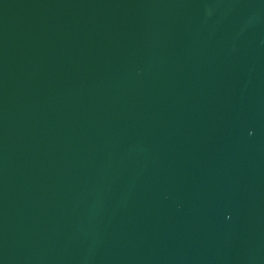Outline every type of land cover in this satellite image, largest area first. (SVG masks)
I'll return each instance as SVG.
<instances>
[{
	"label": "water",
	"instance_id": "95a60500",
	"mask_svg": "<svg viewBox=\"0 0 264 264\" xmlns=\"http://www.w3.org/2000/svg\"><path fill=\"white\" fill-rule=\"evenodd\" d=\"M0 264H264V0H0Z\"/></svg>",
	"mask_w": 264,
	"mask_h": 264
}]
</instances>
